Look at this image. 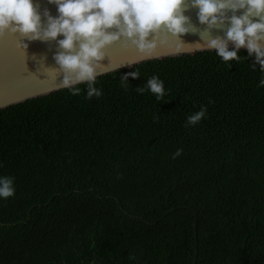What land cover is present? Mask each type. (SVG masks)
I'll list each match as a JSON object with an SVG mask.
<instances>
[{
	"label": "trees",
	"instance_id": "obj_1",
	"mask_svg": "<svg viewBox=\"0 0 264 264\" xmlns=\"http://www.w3.org/2000/svg\"><path fill=\"white\" fill-rule=\"evenodd\" d=\"M237 56L149 62L92 82L98 97L87 83L0 111L15 188L0 264H264V70Z\"/></svg>",
	"mask_w": 264,
	"mask_h": 264
},
{
	"label": "clouds",
	"instance_id": "obj_2",
	"mask_svg": "<svg viewBox=\"0 0 264 264\" xmlns=\"http://www.w3.org/2000/svg\"><path fill=\"white\" fill-rule=\"evenodd\" d=\"M57 5L58 16L48 15L47 27L41 23L40 13L33 0H0V36L4 33L19 32L28 39L59 40L64 50L55 56L57 64L65 73L62 87H69L76 82L96 79V68L104 58L106 45L118 40L120 36L131 39L132 43L144 56H151L156 49L155 39L148 41L150 34L161 29L174 36L188 31L185 25L187 17L183 15L184 0H49ZM199 8L200 23L210 27L223 22V10L231 8L244 9L240 16L230 18L231 26L226 32L227 41L235 44V50H229L225 40L215 38L208 41L207 46L215 49L216 54L225 62L237 59V50L247 47L249 54L255 53L256 59L264 70V0H194ZM257 18V19H253ZM117 31L111 32L109 29ZM79 49L76 50V45ZM26 47V45H25ZM182 45H176L179 52ZM136 76L137 73H131ZM125 79L121 83H125ZM264 85V78L260 80ZM148 89L160 100L165 95L163 81L153 76L147 81ZM144 89H139L143 91ZM74 92H79L75 89ZM100 90L88 85L87 97L100 96ZM207 109L190 115L189 124L195 125L206 117ZM182 149L173 154V158L181 155ZM13 177H0V197L7 199L14 196Z\"/></svg>",
	"mask_w": 264,
	"mask_h": 264
},
{
	"label": "water",
	"instance_id": "obj_3",
	"mask_svg": "<svg viewBox=\"0 0 264 264\" xmlns=\"http://www.w3.org/2000/svg\"><path fill=\"white\" fill-rule=\"evenodd\" d=\"M37 6L43 27H47L48 15H59L57 5L49 0H33ZM183 15L188 19L185 22L188 31L174 36L171 32L161 29L158 33L150 34L146 39H155L156 49L151 56H144L132 43L131 39L120 36L118 40L106 45L103 49L104 58L99 61L100 67L96 68L95 81L149 62H171L178 58L192 57L198 54L204 56L217 55L216 50L207 46L211 39L225 40L229 50H235V44L227 41L226 32L231 26L230 18L240 16L244 9L231 8L223 10V22L214 26L200 23L198 18L199 8L194 6V0H184L182 5ZM47 12L48 15H45ZM257 19V18H253ZM111 32L117 29H109ZM62 35L55 39H28L19 32H5L0 36V111L16 106L27 101L48 96L52 93L73 88L81 84L92 83L89 81L76 82L69 87H62L65 73L55 60L56 54L64 51L58 41ZM181 44L179 52L176 45ZM264 46V40L259 41ZM26 45V47H25ZM79 45H76V50ZM237 52L249 53L247 47H240ZM255 54V53H252ZM93 81V82H95Z\"/></svg>",
	"mask_w": 264,
	"mask_h": 264
}]
</instances>
